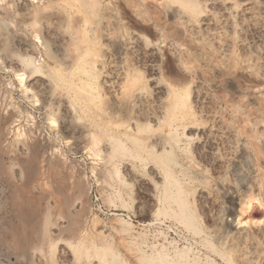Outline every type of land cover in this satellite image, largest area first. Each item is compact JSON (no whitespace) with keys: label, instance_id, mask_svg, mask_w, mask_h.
I'll use <instances>...</instances> for the list:
<instances>
[{"label":"rangeland","instance_id":"1","mask_svg":"<svg viewBox=\"0 0 264 264\" xmlns=\"http://www.w3.org/2000/svg\"><path fill=\"white\" fill-rule=\"evenodd\" d=\"M0 264H264V0H0Z\"/></svg>","mask_w":264,"mask_h":264},{"label":"bare ground","instance_id":"2","mask_svg":"<svg viewBox=\"0 0 264 264\" xmlns=\"http://www.w3.org/2000/svg\"><path fill=\"white\" fill-rule=\"evenodd\" d=\"M50 57H52V56H50ZM52 59V58H51ZM67 65V64H66ZM69 66H71L70 64H68ZM67 65V66H68ZM68 66V67H69ZM78 66V65H77ZM71 68V67H70ZM72 68H73V66H72ZM37 70V69H36ZM79 70H80V68H79ZM33 71H35V70H33ZM74 71V70H73ZM35 73V72H34ZM36 73H37V71H36ZM61 75V74H60ZM38 76V75H37ZM63 76H66V75H63ZM68 77V76H67ZM72 77V76H71ZM59 78V77H58ZM62 78V77H61ZM65 79V78H64ZM46 82V81H45ZM132 83H134V82H132ZM44 84V83H43ZM42 84V86H44ZM68 85H69V83H67ZM48 85V84H47ZM135 85V84H134ZM85 86V85H84ZM127 86V85H126ZM129 86V85H128ZM127 86V87H128ZM45 87H47V86H45ZM44 87V88H45ZM73 87V86H72ZM131 87H134L133 85L132 86H130V87H128V88H130L129 89V91L127 90V92H130L131 91ZM44 88H42V89H44ZM48 88L49 87H47V88H45L47 91H48ZM82 88V87H81ZM44 89V90H45ZM50 89V88H49ZM73 89V88H72ZM134 89V88H133ZM135 89H137V88H135ZM134 89V90H135ZM43 90V91H44ZM69 90V89H68ZM133 90V91H134ZM46 91V92H47ZM73 91V90H72ZM71 91V92H72ZM45 92V91H44ZM76 92V91H75ZM123 92V91H122ZM46 94V93H45ZM76 95H77V92L75 93ZM122 94H124V92L122 93ZM128 94V93H127ZM135 94V93H134ZM141 94V93H140ZM73 95H74V92H73ZM129 95H131L130 93L128 94V98L130 97ZM133 95V94H132ZM131 95V96H132ZM50 96V95H49ZM134 96V95H133ZM135 97V96H134ZM133 97V98H134ZM48 98V97H47ZM131 99L130 100H132V97H130ZM136 98H138V99H140L141 100V98L140 97H136ZM143 99H145V98H143ZM44 100V99H43ZM49 100V99H48ZM118 99H116V101H117ZM123 99H120V100H118V101H122ZM124 100H125V98H124ZM136 100V99H135ZM117 101V102H118ZM133 102H134V100H132ZM142 101V100H141ZM136 102H137V100H136ZM135 102V103H136ZM123 103V102H122ZM125 103H127V104H129L127 101L125 102ZM140 103V102H139ZM118 104H120V102L118 103ZM132 104L133 103H131L130 105L132 106ZM117 105V104H116ZM130 105H128V106H130ZM135 105V104H134ZM133 105V106H134ZM121 106V105H120ZM123 106V105H122ZM116 108H117V106H116ZM124 108H125V104H124ZM125 109H127V108H125ZM18 130V129H17ZM23 134V133H22ZM34 134V133H33ZM28 135V134H27ZM32 135V134H31ZM39 136V135H38ZM91 136V135H90ZM123 136L124 137H126L124 134H123ZM128 136V135H127ZM23 137V136H22ZM80 137V136H79ZM89 137V136H88ZM130 138V137H129ZM128 138V139H129ZM26 139V138H25ZM127 139V140H128ZM132 139V138H131ZM30 140V139H29ZM84 140V139H83ZM125 140H126V138H125ZM116 141H117V139H116ZM116 141H114L115 142V145H116V147L117 148H119L120 150H125L126 148H124V146H123V144L121 143V140H118L117 142ZM123 141V140H122ZM21 142V141H20ZM137 141L135 140V142L134 143H136ZM41 143V142H40ZM40 143L38 142V144L40 145ZM133 143V142H132ZM38 144H33V146L32 147H30L31 148V150H30V160L28 161V162H26L25 163V165L23 166V164H22V168H24V171H26V173H27V182H29V178H30V176L29 175H31L32 173H34V171H35V167H34V164H33V160H35V159H37L36 158V155H37V153L38 152H40L39 151V145ZM32 145V144H31ZM42 145V144H41ZM40 145V146H41ZM134 145V144H133ZM85 146V145H84ZM135 146V145H134ZM115 147V148H116ZM137 148V147H136ZM44 149V148H43ZM42 149V150H43ZM89 149V148H88ZM40 150H41V147H40ZM92 150V149H91ZM126 150H128V149H126ZM125 150V151H126ZM49 151V150H48ZM54 152V151H53ZM89 152V151H88ZM41 153V152H40ZM44 154H46V153H44ZM29 155V154H28ZM39 155V154H38ZM27 157V156H26ZM38 157V156H37ZM44 157V158H43ZM43 157H41L42 159H43V161H45L44 159H45V156H43ZM50 160H53V159H51L50 158ZM43 161H39L41 164H42V162ZM24 162V161H23ZM53 162H54V160H53ZM35 163H37V162H35ZM50 163V162H49ZM61 163V162H60ZM4 164V163H3ZM20 164V163H19ZM41 164H39V168L41 169L42 168V166H41ZM51 165L53 164V163H50ZM59 164V163H58ZM18 165V164H17ZM38 165V164H37ZM37 165H35L36 166V169H37ZM43 165V164H42ZM41 166V167H40ZM56 166V165H55ZM53 167V166H52ZM48 168V167H47ZM58 168V167H57ZM65 168H67V167H65ZM3 169V168H2ZM20 170H22L21 168H20ZM39 170V169H38ZM24 171H21V172H23L24 173ZM42 171V170H41ZM36 174V173H35ZM34 174V175H35ZM34 177V176H33ZM33 178H31V180H32ZM30 183V182H29ZM28 183V184H29ZM66 201V200H65ZM68 201V200H67ZM33 208V206L31 205V206H28V209H27V211L25 212V213H22V214H18V213H20V212H18L17 214V217L19 218V220L21 221V224H23V230L21 231H19L18 233L17 232H14V233H12L11 234V236H12V239H13V241H14V243H15V245L17 246V248H19L20 250H25L26 248H27V246H28V243L30 242V241H32V240H34V238L36 239H38L37 240V242L39 241L40 242V239H39V237H41V236H39V237H37L36 235V237H33L34 236V233H32V230H31V227H32V224H34V222H35V220H36V218H37V214H36V212L32 209ZM70 215H71V213H70ZM69 215V216H70ZM183 215H184V213L181 211V213L179 214V216H181V217H183ZM185 219L186 220H188L187 219V217H185ZM73 220V219H72ZM71 220V221H72ZM71 221H70V224H71ZM72 223L75 225V222L74 221H72ZM187 223L189 224V225H192V222L191 221H187ZM73 224H71V226H70V229H71V227H72V229H73V227L74 226H72ZM18 230V229H17ZM15 231V230H14ZM178 254H179V257H182L183 256V252H178ZM164 258V256H162L161 257V259H162V261L164 260L163 259Z\"/></svg>","mask_w":264,"mask_h":264}]
</instances>
